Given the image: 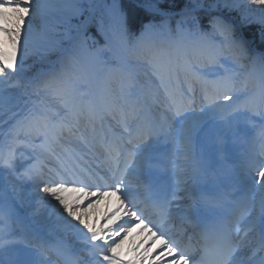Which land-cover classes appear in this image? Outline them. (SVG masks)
<instances>
[{"label":"snow or ice","instance_id":"6c2138e0","mask_svg":"<svg viewBox=\"0 0 264 264\" xmlns=\"http://www.w3.org/2000/svg\"><path fill=\"white\" fill-rule=\"evenodd\" d=\"M182 2L183 7L171 11L160 5L175 7L177 0H130L149 17L137 22L124 0H59L58 23L68 43L45 50V58L57 56L47 61V72L21 79L25 60L35 54L29 49L32 24L29 20L26 28L25 22L52 11L53 0H0V81L15 79L10 87L22 89L25 96L31 88V96L37 97L24 101L31 107L0 146V179L7 169L56 201L55 227L43 222L29 227L37 242L14 251L7 264H77L75 241L69 242L68 233L82 238L99 264H143L149 248L139 260L127 262L117 253L123 240L116 238L135 229L154 237L149 247L154 244L158 251L151 264H264V150L246 164V174L261 192L255 215L245 208L225 222L215 217L222 200L201 191L219 172L228 171L230 149L245 134L244 125L258 122L264 135V74L250 86V74L238 71L247 67L245 61L264 65V50L252 47L245 35L258 26L253 40L264 46V0ZM91 27L111 52L107 58L96 57L90 77L103 85L99 102L88 90L90 79L77 75L88 41L95 43L88 35ZM110 37L119 41L118 47H112ZM208 65H215L211 73L202 71ZM4 99L0 92V103ZM69 137L85 148L102 149L108 173L80 168L76 154L64 147ZM52 158L58 161L55 169L48 164ZM20 160L31 162L17 168ZM111 196L119 207L105 220L115 227L97 228L87 218L89 210ZM174 200L182 202V223L199 237L195 244L191 238L185 242L183 232L172 233L145 215L152 208L171 218ZM11 213V205L7 211L0 206V220ZM120 213L131 219L117 223ZM250 234L254 244L246 242ZM14 243L0 235V264Z\"/></svg>","mask_w":264,"mask_h":264},{"label":"bare ground","instance_id":"6f19581e","mask_svg":"<svg viewBox=\"0 0 264 264\" xmlns=\"http://www.w3.org/2000/svg\"><path fill=\"white\" fill-rule=\"evenodd\" d=\"M17 96L19 97L20 94H18ZM10 104H12V102L7 100L5 104L0 105V111L1 109L3 111L5 107L7 105L10 106ZM225 111H230V109H225ZM253 124L244 125L245 129L249 126L251 130H246L244 134L245 136L243 135L244 137L242 136L238 143L232 146V148L230 149L229 165L235 168L237 177L246 174V164L248 160L245 162V156L250 150L252 144L256 142L254 137L257 134H259V136L256 138V140L261 136L262 141L256 144V147L253 148V151L257 152V155L261 157V152L262 150H264V135L261 134L260 125L255 124V126L252 127L251 125ZM199 135L200 134L197 133L194 137V145L197 153H199L200 151L201 144V139L198 138ZM246 135L249 136L247 137ZM60 150L62 151V149H59V151ZM88 151L89 150L83 149L82 152L74 153L77 157L84 158L86 164L99 161L98 155L95 151ZM249 159H251V157ZM69 160L71 159L69 158ZM30 162L31 161L29 160V163ZM221 174L222 172H219L212 179L206 182V184L202 185L203 189H201V191H203L206 195L212 194L221 179ZM100 175L104 176V173H100ZM247 178H251V176H248ZM4 184L10 185L12 191H5V189L2 188ZM13 186H15V188ZM235 186H237L236 180L234 181L232 187L234 188ZM29 188V191L27 189L26 191L22 189L15 176L11 174H5L3 184L0 186V206H3L5 211H7L8 205H11L12 207L11 217L0 220V229H3V232L0 233V235H4L5 238H11L16 241V243L7 247L9 249V252L7 253V255H5V257H3L5 259V264H7L8 259L12 257L14 251L23 248L25 244H34L37 242V239L34 238L33 233L29 231V227H32L34 229L37 222L48 223L53 227H55L56 224V209L52 207V205H55L56 202H49L41 198V196L36 192L38 190V187L35 184H30ZM136 188L137 186L134 187V189ZM253 188L256 187L253 186ZM9 197H16L15 201L12 199L9 200ZM253 206L257 210L259 207V201H254ZM118 207L119 201L115 196L104 197L101 199L99 204L89 210L87 218L89 222L93 223L97 228L101 226H103L105 229H107L109 226L115 227L114 224H110L105 220V216L115 212ZM252 213L253 215H255L256 211H252ZM119 215L122 216V219L118 220L117 223H124L125 220H128V217H123L122 213H120ZM73 223H75V221H73ZM106 223L108 225L105 227L104 225ZM145 231L146 232H144L143 235L137 237L136 235L132 236L130 232L127 234V236H123L122 234L121 237L116 238L117 240H123L120 247L117 249L120 260L125 262L134 259L139 260L144 254V249L149 248V258L147 260H144L143 264H151L152 256L156 254V251H158V249L154 244L149 247V244L151 240L154 239V237L149 231ZM68 239L69 242L75 241L74 248L75 255L77 257V264H99V257L94 258L91 255L89 251L90 246L86 244L82 238L75 239V237H73L71 233H68ZM97 243H99V241H97ZM137 245H139L138 248Z\"/></svg>","mask_w":264,"mask_h":264},{"label":"rangeland","instance_id":"374dc122","mask_svg":"<svg viewBox=\"0 0 264 264\" xmlns=\"http://www.w3.org/2000/svg\"><path fill=\"white\" fill-rule=\"evenodd\" d=\"M131 6H135L134 4L130 3V0H124V6L126 8H130ZM162 8H165L168 6L167 3H162L160 5ZM61 5L59 3V0H53L52 3V11L48 13H44L41 16L31 15L29 16L28 20L25 22V27H28V21H31L32 24V32L30 34L29 38V49L30 53L35 52V54H29L28 58L24 62V70L19 73V76L21 79H31L37 75L39 72H47L51 65L47 62L48 60H56L57 56L55 54L49 55L45 58L44 53L45 50L53 45H55L57 42H60L61 46H66L67 41L63 39V29L62 26L58 23L59 20V9ZM85 7L87 5L85 4ZM136 7V6H135ZM252 8H255V6H251ZM99 15V11L97 13ZM254 16H259V11L253 12ZM175 21H173V27H174ZM258 26L253 25L251 29L245 30V35L249 38V40L252 41L251 46L258 49V50H264V46H261L258 42V40H253V36L255 34L251 33L250 31H256V28ZM88 35L94 38L95 43L93 40L88 41V48L89 51L84 53L83 56L80 58V65H79V71L77 72V75H80L82 78H89L91 77V73L94 70L95 65V59L96 57H99L101 59L107 58L111 55V52L104 49L105 46V38L99 33H97L95 27H91L89 29ZM0 39H3L2 36H0ZM110 42L113 48L119 46V41L116 38L110 37ZM104 49V50H101ZM200 60L206 64V60L202 59V56L200 57ZM247 67L243 69H238L239 72H241L244 75H249L252 77V81H250V86L252 82H256L259 80V77L261 74H264V65H261L259 62H256L255 64H249L247 61L244 62ZM59 67V64L56 65ZM215 68V65H209L208 67L204 68L202 71L211 73L213 69ZM15 83V79L10 80L8 82L0 81V92H3V94L6 96V99L3 100L0 105L5 104L7 100L11 101L12 104L7 105L5 109L0 111V146H3L7 143V133L8 130L12 127L13 124H15L16 120L19 119L24 112L27 110V108L31 107V103L25 104V100H29V96H31V88H29L27 91L29 93V96H25L23 94V90L16 87H10V85ZM103 87V85L98 84L95 80L90 79L89 84V92L92 96V91L96 94L101 95L100 89ZM7 90V91H5ZM20 94L18 97L17 95ZM97 97V96H95ZM31 99H37L35 96H31ZM97 99V98H96ZM98 100V99H97ZM231 104L232 102H227ZM15 114V115H14ZM180 118L178 117L177 120ZM255 124L258 125V122ZM255 124L251 125L252 127L255 126ZM247 131L251 130V128L248 126L246 128ZM211 134V133H210ZM201 137V135H200ZM64 147L68 148V145H72V147L75 150H79V146L76 144H72L70 141H65ZM70 151V149H69ZM29 163V160L25 161H17V168H20L22 166H26ZM3 171V178L0 179V186L3 184V180L5 177V174H10L7 169L2 170ZM21 188L26 191V189L30 190V184L31 183H24L22 181L17 180ZM7 192H11L10 185L4 184L2 187ZM37 194L41 196V198L45 199L49 202H56L54 200H51L47 197V194L39 192V190L36 191ZM180 195H183V193H180ZM16 197H9L8 199H12L15 201ZM108 224L106 223L104 226L106 227ZM135 234L132 233V236ZM9 252V249L4 253V256L7 255Z\"/></svg>","mask_w":264,"mask_h":264},{"label":"trees","instance_id":"16d2710c","mask_svg":"<svg viewBox=\"0 0 264 264\" xmlns=\"http://www.w3.org/2000/svg\"><path fill=\"white\" fill-rule=\"evenodd\" d=\"M180 7H183V2L182 0H177V4L175 7H171L168 5L164 9L165 10H171V11H178ZM130 10L135 11V20L138 22L140 19H148L149 17L139 8H136L135 6L130 5ZM136 27L138 28V23L136 24ZM253 30V29H252ZM250 31L251 33H254L255 31Z\"/></svg>","mask_w":264,"mask_h":264}]
</instances>
